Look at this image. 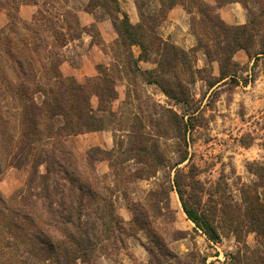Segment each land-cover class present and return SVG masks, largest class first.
<instances>
[{
  "label": "rangeland",
  "instance_id": "374dc122",
  "mask_svg": "<svg viewBox=\"0 0 264 264\" xmlns=\"http://www.w3.org/2000/svg\"><path fill=\"white\" fill-rule=\"evenodd\" d=\"M9 1L0 0V140L5 148L13 136V142L20 138L24 127L15 87L6 89L18 81L19 67L4 50L2 38L14 19H20L21 27V21L32 20L34 15H53L50 18L53 28L46 27V32H40L42 36L60 29L54 15H72V34L76 38L61 49L63 75L92 87L99 76L114 87L116 98L110 103L103 97L101 102L94 94L91 98L93 108L101 110L103 128L68 136L62 144L67 150L76 151L80 158L92 147L111 152L108 156L99 152L93 158L97 160L99 185L107 186L104 190L112 197L115 213L124 222L119 231L101 225L103 245L97 262L264 264V258H259L264 257V239L250 230L243 214L245 193L253 197L257 194L264 200V56L256 55L264 40V0H182L183 4L175 6L176 11L171 12L175 7L169 10L166 19L149 32L150 37L160 36L175 45L178 59L173 56L168 60L164 47L154 44L145 52L148 59L138 60L142 71L131 70L117 29L108 40L99 23L106 18L114 25L115 15L122 17V12L134 6L138 21L133 24L140 22L141 11L161 18L157 15L162 8L159 0ZM227 7L230 8L226 9V15H236V20L242 22H227L221 14ZM220 19L229 26H247L252 33L247 41H253L249 50L233 53L224 68L229 73L224 79L218 59L225 58L229 39L227 31L212 24ZM89 21L93 22L83 25ZM22 32L28 34L26 29ZM89 44L98 46V55L88 49ZM131 49L135 58L142 53L138 45ZM169 62L176 64L170 66ZM37 67L34 64L36 70ZM155 75L174 91L176 99L167 95L158 83L148 82L156 79ZM165 79L171 81L167 83ZM138 144L147 148L142 155L133 150ZM51 148L40 149L36 158L28 156L21 166L15 164L23 161L21 154L14 156L13 162V155L3 151L1 193L11 197L25 190L38 155ZM184 157L187 159L177 166L150 169L153 162L174 165ZM179 169L189 204L200 211H216L212 221L218 226V239H211L184 211L173 181ZM45 170L46 163L38 166L39 173ZM162 186L169 190V198L160 201L158 211L148 203L149 192ZM146 210L150 212L146 214ZM1 220L0 217V264H52L31 257L25 245L19 246V251L17 247L4 245L7 234Z\"/></svg>",
  "mask_w": 264,
  "mask_h": 264
},
{
  "label": "trees",
  "instance_id": "16d2710c",
  "mask_svg": "<svg viewBox=\"0 0 264 264\" xmlns=\"http://www.w3.org/2000/svg\"><path fill=\"white\" fill-rule=\"evenodd\" d=\"M159 1L162 8L157 15H161V18L145 15L141 11L138 24H133L127 12H122L117 5V10L122 12L123 16L115 15L114 25L120 35V43L127 52L132 71L134 69L142 71L138 66V60L148 59L145 52L154 44L164 47L168 60L173 56L178 59L175 45L160 36L150 37L149 32H153L166 19L169 10L178 4H183V1ZM47 2L46 4L49 5L50 1ZM49 11L51 12V9ZM40 13L45 12L40 11ZM52 16L34 15L32 20L21 21L23 24L21 27L18 23L20 19H14L11 24L9 23L6 36L2 37L4 50L19 67L18 81L7 85L6 89L15 87L20 101L18 108L21 109V114L23 113L22 126L25 128L23 127L17 141L13 142L14 136L11 138L14 144L10 140L6 148L0 140V161L6 152L13 155L12 161L14 156L21 154L23 161L15 163L21 166L27 161L25 159L28 156L36 158L40 149L52 147L41 156L38 155L33 164L35 168L29 186L25 190L21 189L18 191L19 194H13L11 197L4 196L0 191V217L7 234V237H4V245L17 247L18 251L21 250L19 246L25 245V251L31 257L46 259L52 264H99L98 251L103 245L100 244L101 225H108L110 230L119 231L120 224L124 222V219L115 213L112 197L104 190L107 186L102 187L98 182L100 176L95 158L99 152L104 156L110 155L111 152L92 147L85 157L80 158L76 151L67 150L62 144L68 136L103 128L101 125L103 119L99 113L101 110H95L91 104L93 94L98 96L101 102L103 97L108 103L112 102L116 95L114 87L99 76L92 87L90 84L78 82L73 76L63 75L60 65L64 55L61 49L72 38H76L72 34L73 16L65 13L54 15L60 29L52 34L45 33L40 36L42 30L47 31L46 27L53 28L51 22H54L50 19ZM212 24L214 28H223L227 31L225 35L229 39L225 50L226 55L229 52L228 55L218 59L221 64V79H224L229 74L224 68L231 62L233 53L240 49L249 50L250 45L253 44V41L251 43L247 41V38L251 39L252 33L247 26H229L221 19L217 24ZM22 29H26L28 34H24ZM76 36L79 38L81 34L78 33ZM199 44L202 45L200 40ZM133 45H138L142 49L138 58L134 57L131 49ZM43 50L45 54L42 53ZM181 53L184 57L187 56L185 51ZM256 55L257 58L264 56V40L260 42ZM34 64L38 65L37 70ZM174 64L169 62L170 66ZM144 72L154 74L151 70ZM155 76L156 79H148V82L158 83L167 95L176 99L174 91L164 84L159 76ZM165 81L168 83L171 80L165 79ZM211 84L215 83L211 82ZM168 111L179 118L173 110L168 109ZM133 150L142 155L147 148L144 144H138L134 145ZM185 159L187 157L174 165L164 161L153 162L154 164H151L153 167L150 169L156 170L159 166L174 167ZM44 163L46 170L39 173L38 166ZM180 174L179 169L173 181L184 211L211 239H218L220 237L218 226L212 221L216 211H200L189 204L185 197L187 191L180 183ZM188 185L195 187L190 182ZM149 195L148 203L156 206L159 211L160 201L169 198V190L165 186L159 189L153 188ZM156 196L159 199H154ZM244 197L246 205L243 214L246 223L262 240L264 239V200L257 194L253 197L249 192L245 193ZM149 212L145 211L146 214ZM259 258L264 257L259 255Z\"/></svg>",
  "mask_w": 264,
  "mask_h": 264
},
{
  "label": "crops",
  "instance_id": "0c3cea01",
  "mask_svg": "<svg viewBox=\"0 0 264 264\" xmlns=\"http://www.w3.org/2000/svg\"><path fill=\"white\" fill-rule=\"evenodd\" d=\"M228 8L230 7H227L225 8V10L221 13L223 18L227 21V22H230V23H237V22H242L241 19H239L238 21L236 20L237 17L236 15H226V9L228 10ZM177 10V7H175L174 9L171 10V12H174ZM125 12H127V14L129 15V18L130 20L132 21V23H136L138 21V11L136 9V7H129L125 10ZM170 12V13H171ZM172 14V13H171ZM93 22V21H91ZM90 21L89 22H86L84 23L83 22V25H89L91 23ZM100 25V28L102 29V32H103V35L105 36V38H107L108 40L110 39L108 36L112 34L114 35L115 33V27L112 23V21L110 19H103L102 21H100L99 23ZM92 37V36H90ZM97 48L98 46L96 44H89L88 46V49L94 54V55H98V52H97ZM105 54L103 53V56Z\"/></svg>",
  "mask_w": 264,
  "mask_h": 264
}]
</instances>
